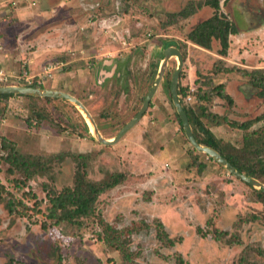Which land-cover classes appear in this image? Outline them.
I'll list each match as a JSON object with an SVG mask.
<instances>
[{
    "label": "rangeland",
    "instance_id": "obj_1",
    "mask_svg": "<svg viewBox=\"0 0 264 264\" xmlns=\"http://www.w3.org/2000/svg\"><path fill=\"white\" fill-rule=\"evenodd\" d=\"M57 1L38 0V9L22 23L13 16L2 19L0 33H8L6 46L22 36L28 58L41 48L37 65H32L36 71L48 60L64 63L60 74L39 87L78 98L104 138H114L140 110L170 43L184 56L178 84L186 88L185 95L179 94L183 105L198 108L204 103L208 112L238 124L264 113L260 89L239 70L264 69V0H221L225 3L219 11L236 18L238 32L247 27L241 14L252 15V27L263 25L258 37L256 32L231 34L225 56L219 40L206 49L188 39L214 8L203 6L188 17L172 15L205 0H91L88 10L73 0V16L61 21L59 29ZM98 17L107 21L99 25ZM118 57L127 78L117 86L97 84L95 67ZM177 66V57H171L143 117L113 145L101 143L87 116L68 100L20 94L2 102L7 106L0 117V149L4 138L18 152L50 161L43 173L27 178L10 172L9 163L0 160V264H264L259 189L187 139L170 88ZM219 85L232 102L219 96ZM205 91L208 100L199 101L198 93ZM210 127L223 145H243L247 130L229 124ZM261 128L264 119L249 130ZM79 171L92 183L119 172L126 177L101 193L95 212L78 217L80 223L48 216L51 197L74 187ZM159 220L174 245L158 238ZM104 223L123 231L120 240L127 243L129 258L98 237ZM216 229L228 233L217 240L209 232Z\"/></svg>",
    "mask_w": 264,
    "mask_h": 264
},
{
    "label": "trees",
    "instance_id": "obj_2",
    "mask_svg": "<svg viewBox=\"0 0 264 264\" xmlns=\"http://www.w3.org/2000/svg\"><path fill=\"white\" fill-rule=\"evenodd\" d=\"M220 1L221 0H205L204 2L197 4L192 3L189 7L172 15H183L184 17H188L203 6L214 8V14L211 17L199 22L190 30L188 33V39L194 44L206 49L211 48L214 39L219 40L221 43L220 54L225 56L227 55L230 46L229 36L231 34H236L238 30L236 24L228 18L226 14L219 11ZM170 45H173V43H170L169 46ZM228 70H233V68ZM239 70H242L249 77L251 83L260 89V95L264 97V69H253L252 71H247L245 69ZM178 93L180 95H185L186 88L179 86ZM218 94L220 97L228 99L229 102L233 101L231 96L223 90L222 85H219L218 87ZM16 95L20 94L0 93V117L5 114L7 106L2 104V102L5 99ZM198 95L199 101L206 102L208 100L206 91L203 94L198 93ZM21 96L29 98L34 97L32 95ZM183 106L192 125L194 135L199 143L215 149L239 171L264 183V128L249 130L255 122L264 119V113L251 121L238 124L235 121H231L226 116L208 112L204 103L198 108L187 106L185 104ZM204 120H207L212 125L229 124L233 127L247 130L244 133L243 145L241 147H228L223 145L221 139H218L212 131L210 127L211 124H206ZM179 122L182 125L180 117ZM1 149L5 150L6 153L3 154L0 152V160H5L9 163V171L20 172L26 175L27 178H32L39 172L43 173L46 164L50 161V159H48V162H46L42 157H35L18 152L15 146L4 138ZM210 159H212V157H210ZM125 177L126 175L124 173L119 172L111 175L106 180L92 183L85 180L83 172L79 171L76 175L74 187H66L62 189L60 193L51 197V206L48 209V216L73 224L80 223L77 219L78 217H89L95 212V204L100 194L120 184ZM257 195L262 201H264L263 190L257 191ZM156 225L158 238L166 242L168 245H174L176 240L168 234L163 222L159 220ZM103 232V234L99 233L98 237L124 254V257L129 258L128 252L125 248L127 243L120 240V235L123 231L113 228L109 223H104ZM209 232L212 233L217 240L221 239L224 234L228 233L227 231H221L218 229ZM178 264H182V261Z\"/></svg>",
    "mask_w": 264,
    "mask_h": 264
},
{
    "label": "water",
    "instance_id": "obj_3",
    "mask_svg": "<svg viewBox=\"0 0 264 264\" xmlns=\"http://www.w3.org/2000/svg\"><path fill=\"white\" fill-rule=\"evenodd\" d=\"M162 62L160 63L159 70L157 72V75L154 80L153 86L150 88L142 107L137 112V114L129 121L127 122L121 130L117 133V135L112 139H106L102 136V134L99 132L98 127L86 108V106L75 96L66 93L64 91L60 90H53V89H46V88H40V87H27V86H18V85H5L0 86V93H10V94H21V95H34V96H42V97H55V98H61L70 101L75 106H77L90 120V122L94 126L93 133L97 137V139L105 144V145H113L117 143L138 121L143 117L144 113L148 109L151 100L155 96L156 92L158 91V88L164 78L166 66L168 64V60L175 56L178 59V66L175 69L172 80H171V94L173 103L176 107L177 113L182 121L183 129L185 132V135L189 142L200 152H204L208 155H210L212 158H214L220 165H222L226 170H228L231 174H233L235 177L249 183L250 185L258 188L259 190L264 191V183L260 180L249 176L241 171H239L236 167H234L224 156H222L218 151L215 149L203 145L198 142L196 139L192 125L190 123V120L188 118V115L186 114V111L184 109V106L181 102L178 90H179V78L180 73L182 70V67L184 65V56L182 54V51L178 46L170 45L164 48L162 53ZM90 127V125H89ZM91 128V127H90Z\"/></svg>",
    "mask_w": 264,
    "mask_h": 264
},
{
    "label": "crops",
    "instance_id": "obj_4",
    "mask_svg": "<svg viewBox=\"0 0 264 264\" xmlns=\"http://www.w3.org/2000/svg\"><path fill=\"white\" fill-rule=\"evenodd\" d=\"M225 1L224 2L220 1V9H221V7L223 9V5H224ZM236 1H238V0H236ZM37 2H38V0H37ZM57 2L58 3H55V7L58 10V14H59L58 17H60V19L55 24V26L58 29L61 28V26L63 25L61 23V21L62 22H64V21L67 22V19H69V18L71 19L72 18L73 9L77 6V4H78V7L81 6V7L85 8V10H88V8L91 5L94 4V3L91 2V0H79L77 2V4L74 3L73 0H58ZM37 7H38V4H37V6L32 7L30 5V3H28V1H24L21 4L20 7H17L16 9H14L12 11L7 10L5 8H2V11H0V19H1L0 20V27H2V24L4 23V21L2 19H5V21H6V18H8V17L11 18V16H13L12 18L14 19L15 23L16 22L22 23V21L24 19L31 18V16L33 15L32 14V10L36 9ZM232 8H234V5H232ZM225 13H226V15H228V18H230L234 23H236V21H235L236 18L235 17L231 18L230 15L227 14V12H225ZM41 14L40 15L37 14V15L41 16ZM66 14H67V16H64ZM239 14H241V13H239ZM43 16H45V15H43ZM241 16H243L244 22L246 23V26H247L246 29H251V31L250 32H246V29L243 30V31L239 30L240 32H238V34L242 33V32H245L246 34L251 35V34H254V32H256V34H257L256 36L258 37V35L261 34V32L263 31V28H262L263 25L261 26L260 24H257L254 27H252V24H253L252 15L247 13V14H241ZM99 17H98L97 21L99 22V25H103L101 22L102 21L106 22L107 20L104 19V18H99ZM202 21H204V20H202ZM59 23H61V25ZM70 23H73V22H70ZM7 34L8 33L5 32V31L0 33V44H2V43L4 44V49L0 46V68L4 69L6 72L14 75V74H17V73L21 72L23 69H27L29 71L30 75H36L37 76V74H40L41 72H43V69H45L46 65L50 64L51 62L52 63L56 62L57 59L48 60L47 62L41 63L42 65H40L41 67L39 68L38 71H36V69L35 70L32 69L33 68L32 65H37V63H35L34 61L38 59V56L41 53L40 52L41 48L39 47L37 51H34L32 53L33 57L28 58V56L26 55V53H28V52H26L25 51L26 49L24 48V41L21 40L22 36H20L18 38H15L14 44L13 43L11 44L12 46H8V45L6 46L5 42H6V39H7ZM245 37L246 36H244V38ZM94 57H95V55H94ZM31 59H34V60H31ZM104 61L105 60H103V64L105 63ZM113 61L115 62L116 60H113ZM29 62H30V65H29ZM92 62H97V60L96 59L92 60ZM60 63L64 64L62 61ZM110 65L111 64H109V65H105L104 64V67L102 68V71L100 72V74L99 75H95V80L101 81L104 78H108L107 76H110V74H112V72H113V69H115V67L114 68L109 67ZM259 66L260 65H256V68H259ZM35 67L38 68L37 66H35ZM123 69L125 70V66H124ZM59 70H62V67L56 68V69H54L52 71L53 77H51V79L55 78L58 74H60ZM55 74H57V75H55ZM109 83H110V81L108 82V84ZM111 83H112L113 86H117L118 84H122V79H120L119 81H112ZM23 84L25 86H27V87H32L33 85H35V86L38 85L37 82H35V84H33V85H29L27 83L26 84L23 83Z\"/></svg>",
    "mask_w": 264,
    "mask_h": 264
},
{
    "label": "built area",
    "instance_id": "obj_5",
    "mask_svg": "<svg viewBox=\"0 0 264 264\" xmlns=\"http://www.w3.org/2000/svg\"><path fill=\"white\" fill-rule=\"evenodd\" d=\"M24 1H28L32 7L37 6L38 4L37 0H1L0 11H2V8L12 11L17 7H20ZM60 67L61 63L51 62L50 64L46 65L45 69H43V72L37 74V76L30 75L27 69H23L21 72L13 75L0 68V84L17 85V83H27L29 85H33L35 82H37L39 87L42 86L48 78L53 77L52 71L54 69Z\"/></svg>",
    "mask_w": 264,
    "mask_h": 264
},
{
    "label": "flooded vegetation",
    "instance_id": "obj_6",
    "mask_svg": "<svg viewBox=\"0 0 264 264\" xmlns=\"http://www.w3.org/2000/svg\"><path fill=\"white\" fill-rule=\"evenodd\" d=\"M115 60L116 61L115 62L113 61L112 64L109 66V67H112V68L115 67V69H113L112 74H110V76H107L108 78H104L101 81L96 80V83L97 84H99L101 86H104L109 81L110 82H112V81H119L120 79L127 78V75H126L127 73L126 72L124 73V69H123L124 68V65H122L121 61H119L120 60L119 57L116 58ZM103 67H104V64L103 63L101 65H99V66H96L95 67V75H99L100 72L102 71V68ZM125 68H126V66H125Z\"/></svg>",
    "mask_w": 264,
    "mask_h": 264
},
{
    "label": "bare ground",
    "instance_id": "obj_7",
    "mask_svg": "<svg viewBox=\"0 0 264 264\" xmlns=\"http://www.w3.org/2000/svg\"><path fill=\"white\" fill-rule=\"evenodd\" d=\"M90 124H91V130H94V126H93V124L90 122Z\"/></svg>",
    "mask_w": 264,
    "mask_h": 264
}]
</instances>
